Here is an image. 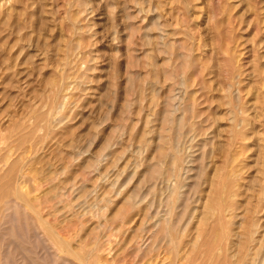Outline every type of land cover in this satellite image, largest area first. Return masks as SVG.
I'll return each mask as SVG.
<instances>
[{
    "label": "rangeland",
    "instance_id": "1",
    "mask_svg": "<svg viewBox=\"0 0 264 264\" xmlns=\"http://www.w3.org/2000/svg\"><path fill=\"white\" fill-rule=\"evenodd\" d=\"M163 142L176 144L183 161L179 197L178 192L169 197L176 183L165 165L168 158L160 157L171 153L167 146L162 148ZM0 146V187L8 183L3 186L6 192L0 188V194L5 192L9 198L0 195V206L7 201L30 203L25 214L36 223L43 214L39 221L50 223L48 227L52 224L51 229L56 227L54 231L71 251L62 254L68 261L78 264V257L85 259L92 252L89 260L98 264H120L124 254L132 257L124 256L132 264H147L148 260L149 264L153 259L152 264H210L215 255L211 232L218 222L229 235L221 242L226 240L229 247L224 242L221 248H229L235 262L244 237H248L247 261L258 248H264V0H0ZM159 168L158 179L149 176ZM33 171L38 174H31ZM165 185L168 188H161ZM36 202L42 204L37 208ZM44 202L53 210L45 203L47 210ZM13 213L16 215L8 212ZM19 222L23 223L21 235L6 241L8 264L48 259L37 235L29 229L31 222L26 224L20 218ZM166 222L171 226L168 239L158 234ZM246 226L250 235L244 231ZM155 252L160 253L157 259Z\"/></svg>",
    "mask_w": 264,
    "mask_h": 264
},
{
    "label": "bare ground",
    "instance_id": "2",
    "mask_svg": "<svg viewBox=\"0 0 264 264\" xmlns=\"http://www.w3.org/2000/svg\"><path fill=\"white\" fill-rule=\"evenodd\" d=\"M142 2V1H141ZM139 3V2H138ZM139 4H141V3H139ZM74 6V5H73ZM79 7V6H78ZM137 7H138V5H137ZM146 9V8H145ZM85 10V9H84ZM147 10V9H146ZM83 11V10H82ZM84 12V11H83ZM148 12H149V10H148ZM152 12V11H151ZM139 13V12H138ZM157 18V17H156ZM152 20V19H151ZM156 22V21H155ZM152 23H153V21H152ZM159 24V23H158ZM158 24H156V25H158ZM153 25V24H152ZM72 26V25H71ZM170 26V25H169ZM73 27V26H72ZM157 27V26H156ZM159 27V26H158ZM150 28H152L153 30H154V28L153 27H150ZM163 28H164V26H163ZM163 28H161V29H163ZM160 29V28H159ZM165 29V28H164ZM173 29V28H172ZM73 30V29H72ZM132 31H134L133 29H132ZM155 31V30H154ZM176 31H178V30H176ZM175 31V32H176ZM129 32H130V30H129ZM173 32V31H172ZM156 33V32H155ZM164 33H165V31H164ZM76 34V33H75ZM167 34V33H166ZM133 35V34H132ZM168 35V34H167ZM167 35L166 36H164V37H167ZM161 36V35H160ZM182 36V35H181ZM146 37V36H145ZM170 37H171V35H170ZM160 38V37H159ZM159 38H158V40H159ZM177 38V37H176ZM155 39V41H157L156 40V38H154ZM171 39V38H170ZM189 39V38H188ZM144 40V39H143ZM148 40H149V38H148ZM151 40V39H150ZM172 41V40H171ZM221 41H223V40H221ZM227 41V40H226ZM151 42V41H150ZM160 42V44L162 43V41H159ZM159 42H157V44L159 43ZM172 42H174V40L172 41ZM76 43V42H75ZM165 43H166V38H165ZM165 43H163V44H165ZM170 43V42H169ZM225 43V42H224ZM227 43V42H226ZM148 44V43H147ZM154 44V43H153ZM171 44V43H170ZM162 45V44H161ZM171 45H173V43L171 44ZM148 45H146V47H147ZM157 46V45H156ZM168 47V46H167ZM172 47L173 46H170V52H172ZM164 48V47H163ZM180 48V47H179ZM193 48V47H192ZM67 49V48H66ZM165 49H166V46H165ZM190 49V48H189ZM227 49V48H226ZM232 49V48H231ZM71 51V50H70ZM181 51H183V49L181 50ZM188 51V50H187ZM158 52V51H157ZM162 53H163V50H162V52H161V55H162ZM190 53V52H189ZM166 55V54H165ZM179 55V54H178ZM187 55V54H186ZM150 57V56H149ZM181 58V57H180ZM192 59V58H191ZM190 59V60H191ZM230 59H233V58H230ZM66 60H67V58H66ZM188 60V59H187ZM150 63V62H149ZM166 63V62H165ZM186 63V62H185ZM190 64V62L188 63V65ZM187 65V66H188ZM186 66V65H185ZM170 67V66H169ZM174 67H175V65H174ZM179 67H181V65L179 66ZM184 67V66H183ZM78 74V73H77ZM129 74V73H128ZM169 74V73H168ZM189 74V73H188ZM187 74V75H188ZM233 76V75H232ZM130 78V77H129ZM180 78H181V76H180ZM172 79V78H171ZM129 80V79H128ZM127 80V81H128ZM173 80V79H172ZM231 80H233V77H232V79ZM136 81V80H135ZM165 81H166V79H165ZM164 81V82H165ZM181 81V80H180ZM135 83V82H134ZM169 83V82H168ZM183 83H184V79H183ZM195 83V82H194ZM178 85V84H177ZM183 85V84H182ZM238 85V84H237ZM63 86H65V85H63ZM168 86V85H167ZM166 86V87H167ZM191 86V85H190ZM230 86V85H229ZM134 87V86H133ZM174 87V86H173ZM182 87V86H181ZM181 87H180V89H181ZM130 88V87H129ZM139 88H140V86H139ZM59 89H60V87H59ZM128 89V88H127ZM187 89V88H186ZM134 90V89H133ZM176 90V89H175ZM178 90H179V88H178ZM182 90V89H181ZM180 90V91H181ZM60 91V90H59ZM58 91V92H59ZM128 91V90H127ZM140 91V90H139ZM129 92H130V90H129ZM187 92V91H186ZM56 93V92H55ZM138 93H140V92H138ZM128 94V93H127ZM178 94V93H177ZM181 94H182V92H181ZM57 95V94H56ZM175 95V94H174ZM174 95H173V98H174ZM178 96V95H177ZM57 97H59V96H57ZM179 97H180V95H179ZM194 98V97H193ZM178 99H180L181 100V97L180 98H178ZM69 100V99H68ZM166 100H168V99H166ZM165 100V101H166ZM180 100H179V104H180ZM193 100V99H192ZM67 100H65V102H66ZM175 101V100H174ZM186 101V100H185ZM176 102H178V101H176ZM184 102V101H183ZM166 103V102H165ZM129 104V103H128ZM171 104V103H170ZM130 105V104H129ZM176 105V104H175ZM180 105H183V103L182 104H180ZM179 105V106H180ZM191 105V104H190ZM132 106V105H131ZM130 106V107H131ZM177 106V105H176ZM126 107H127V105H126ZM129 107V108H130ZM154 107H155V105H154ZM168 107V106H167ZM173 107H175V106H173ZM229 107V106H228ZM123 108V107H122ZM124 108H125V106H124ZM170 108V107H169ZM179 108V107H178ZM177 108V109H178ZM227 110H228V108H227ZM238 110V109H237ZM165 111V110H164ZM177 112H179L178 110H176ZM189 111H190V108H189ZM239 111V110H238ZM245 113V112H244ZM46 115L47 114H45V115H43V117H46ZM57 115V114H56ZM179 115V114H178ZM192 115V114H191ZM194 115V114H193ZM230 115V114H229ZM172 116V115H171ZM177 116V115H176ZM186 116V115H185ZM195 116V115H194ZM232 116V115H231ZM240 116H241V114H240ZM53 117V116H52ZM170 117V116H169ZM169 117H167V118H169ZM191 117V116H190ZM233 117H237L238 118V116H236V114L233 116ZM171 118V117H170ZM39 119V118H38ZM172 119V118H171ZM178 119V118H177ZM236 119V118H235ZM235 119H233V121H236ZM43 120V119H42ZM174 120V119H173ZM181 120V119H180ZM190 120H191V118H190ZM193 120H195V119H193ZM228 120H230V119H228ZM245 120V119H244ZM152 121V120H151ZM171 121V120H170ZM184 121H185V119H184ZM240 122V124H241V121H239ZM242 122H245V121H242ZM38 123V122H37ZM36 123V124H37ZM162 123V122H161ZM172 123H173V121H172ZM231 123V122H230ZM45 124H46V122H45ZM49 124V123H48ZM182 124V123H181ZM191 124V123H190ZM195 124V123H194ZM235 124V123H234ZM233 124V125H234ZM237 124V123H236ZM245 124V123H244ZM167 125V124H166ZM168 125H169V122H168ZM179 125V124H178ZM188 125H189V122H188ZM192 125V124H191ZM48 126V125H47ZM164 126V125H163ZM180 126H184V125H180ZM241 126V125H240ZM239 126V127H240ZM38 127V126H37ZM158 127H160V126H158ZM189 127V126H188ZM238 127V128H239ZM43 128V127H42ZM42 128H41V130H42ZM190 128V127H189ZM202 128V127H201ZM39 129V128H38ZM46 129V128H45ZM44 129V130H45ZM120 129V128H119ZM160 129V128H159ZM233 129H234V126H233ZM236 129V128H235ZM40 130V131H41ZM165 130V129H164ZM204 130V129H203ZM239 130V129H238ZM34 131H35V129H34ZM166 131H168V130H166ZM202 131V130H201ZM200 131V132H201ZM236 131V130H235ZM33 132V131H32ZM31 132V133H32ZM36 132V131H35ZM47 132H48V130H47ZM176 132H178V131H176ZM199 132V133H200ZM237 132V131H236ZM162 133V132H161ZM189 133H190V131H189ZM195 133V132H194ZM234 133V132H233ZM45 134V133H44ZM3 135V134H2ZM33 135H35V134H32V136L31 137H33ZM172 135V134H171ZM182 135H183V133H182ZM192 135V134H191ZM194 135V134H193ZM193 135L191 136V137H193ZM195 135H197V134H195ZM230 135V134H229ZM234 135H237V134H235L234 133ZM8 136H9V134H8ZM6 137H7V135H6ZM29 137V136H28ZM42 137V136H41ZM46 137V134H45V136L43 137V138H45ZM112 137V136H111ZM164 137H165V134H164ZM167 137V136H166ZM236 138H237V136H235ZM25 139V138H24ZM38 139V138H37ZM111 139V138H110ZM167 139H169V138H167ZM177 139V138H176ZM178 139H180V138H178ZM183 139V138H182ZM186 139H187V137H186ZM189 139V138H188ZM232 139H234V136H233V138ZM30 140V139H29ZM36 140V139H35ZM170 140H171V138H170ZM193 140V139H192ZM236 140V139H235ZM26 141V140H25ZM31 141V140H30ZM40 141V140H39ZM109 141H111V140H109ZM167 141V140H166ZM169 141V140H168ZM204 141V140H203ZM234 141V140H233ZM232 140H231V142H233ZM5 142H6V140H5ZM7 142H8V140H7ZM6 142V143H7ZM20 142V141H19ZM175 142H177V141H175ZM245 142V141H244ZM243 142V143H244ZM22 143V142H21ZM20 143V144H21ZM108 143V142H107ZM153 143H155V142H153ZM152 143V144H153ZM197 143V142H196ZM19 144V145H20ZM180 144H182V143H180ZM179 144V145H180ZM193 144V143H192ZM227 144V143H226ZM3 145V144H2ZM7 145H8V143H7ZM34 145H35V143H34ZM106 145V144H105ZM173 144H171V142H166V143H164L163 142V144H162V148L163 147H165V146H167L168 148H170V150H171V153L170 154H167V155H164L163 153L161 154V159H164V160H166L167 158H168V160L169 161H166V163H165V165H167L168 166V171H170L171 172V175H173L174 176V179H175V181L173 182V183H176L175 184V188H173L170 192H169V197L171 198V197H173L174 195H177V192H178V197H179V191H180V189L182 188V183H181V179H180V172H182L183 170H182V163H183V161H181V157L179 156V154H180V152H179V150H178V147L177 146H175L174 145V147L172 146ZM235 145V144H234ZM9 146V145H8ZM21 146V145H20ZM36 146V145H35ZM74 146V145H73ZM109 146V145H108ZM151 146V145H150ZM5 147H6V145H5ZM17 147V146H16ZM19 147V146H18ZM99 147H101V146H99ZM105 147V146H104ZM233 147V146H232ZM231 147V148H232ZM0 148H1V146H0ZM7 148H9V147H6V149ZM84 148H86V147H84ZM112 148V147H111ZM176 148V149H175ZM237 148H239V147H237ZM5 149V150H6ZM12 149V148H11ZM15 149V148H14ZM14 149H12L13 151H14ZM17 149V151H19L18 149L19 148H16ZM191 149V148H190ZM201 149V148H200ZM87 150V149H86ZM86 150H84L85 152H86ZM215 150V149H214ZM235 150V149H234ZM16 151V150H15ZM103 151V150H102ZM101 151V152H102ZM112 151H114V150H112ZM156 151V150H155ZM157 151H159V149H157ZM188 151H189V149H188ZM203 151V150H202ZM238 151H240V150H238ZM81 152V151H80ZM84 152V153H85ZM101 152H100V154H101ZM160 152V151H159ZM164 152H165V149H164ZM228 152V151H227ZM237 152V151H236ZM19 153V152H18ZM95 153V152H94ZM78 154V153H77ZM86 154V153H85ZM97 154V153H96ZM95 154V156H97ZM99 154V155H100ZM182 154H185V153H182ZM208 154V153H207ZM230 154V153H229ZM229 154H228V156L227 157H229ZM232 154V153H231ZM240 154V153H239ZM2 155V154H1ZM23 155V154H22ZM83 155V154H82ZM5 156V155H4ZM2 157L3 159L5 158V157ZM90 156V155H89ZM8 157H10V156H8ZM12 157H14V156H12ZM16 157H18V156H16ZM24 157V156H23ZM108 157H110V156H108ZM158 157V156H157ZM180 157V158H179ZM200 157H201V155H200ZM7 158V157H6ZM29 158V157H28ZM72 158V157H71ZM202 158H203V155H202ZM205 158V157H204ZM232 158V157H231ZM239 158H240V156H239ZM11 159V158H10ZM9 159V160H10ZM22 159V158H21ZM78 159V158H77ZM91 159V158H90ZM98 159H99V157H98ZM114 159H115V157H114ZM154 159H155V157H154ZM157 159V158H156ZM191 159V158H190ZM228 159V158H227ZM226 159V160H227ZM6 160V159H5ZM5 160H4V162H5ZM17 161L19 160L20 161V157H18V159H16ZM22 160H24V158L22 159ZM27 160V159H26ZM233 160V159H232ZM237 160V159H236ZM0 161H3L2 159L0 160ZM18 161V162H19ZM72 161V160H71ZM94 161V160H93ZM150 161V160H149ZM152 161V160H151ZM159 161H161V160H159ZM158 161V162H159ZM22 161H20V163H21ZM100 162V161H99ZM113 162V161H112ZM165 162V161H164ZM169 162V163H168ZM185 162V161H184ZM9 163H10V161H9ZM27 163V162H26ZM92 163V162H91ZM114 163V162H113ZM150 163V162H149ZM148 163V164H149ZM187 163V162H186ZM204 163V162H203ZM235 163V162H234ZM1 164V163H0ZM12 164H14V163H11V165ZM23 164L24 165H26L25 163H24V161H23ZM65 164V163H64ZM94 164V163H93ZM188 164V163H187ZM199 164V163H198ZM7 165H9V164H7ZM19 165V164H18ZM28 165H32V163L31 164H28ZM73 165V164H72ZM115 165V164H114ZM163 165V164H162ZM206 165V164H205ZM13 166H16L15 164L13 165ZM12 166V167H13ZM85 166V165H84ZM167 166H165V168L167 167ZM203 166V165H202ZM227 166H228V163H227ZM1 167V166H0ZM11 167V166H10ZM26 167H27V165H26ZM51 167V166H50ZM198 167H200V166H198ZM225 168H226V166H224ZM239 167H241V166H239ZM29 168V167H28ZM84 168H86V167H84ZM98 168V167H97ZM114 168V167H113ZM147 168V167H146ZM192 168V167H191ZM202 168H204V167H202ZM237 168V167H236ZM14 169V168H13ZM13 169H9V171H13ZM18 169V168H17ZM20 169H22V168H20ZM68 169V168H67ZM163 169V168H162ZM188 169V168H187ZM227 169V168H226ZM15 170H16V168H15ZM15 170H14V172H15ZM30 171H32L31 169H29ZM28 170V171H29ZM41 170V169H40ZM39 170V171H40ZM69 170V169H68ZM118 170V169H117ZM151 170V169H150ZM166 170V169H165ZM239 169H237V171H238ZM263 170H264V168H263ZM22 171H25V169H23ZM37 171V170H36ZM56 171V170H55ZM18 172V171H17ZM17 172H16V174H17ZM20 172V171H19ZM38 172V171H37ZM37 172H35V171H33V172H31V174L33 173V174H35V173H37ZM43 172V171H42ZM13 173V172H12ZM39 173H41V172H39ZM61 173V172H60ZM101 173V172H100ZM103 173V172H102ZM147 173H148V171H147ZM150 173V172H149ZM175 173V174H174ZM184 173V172H183ZM194 173H195V171H194ZM225 173H226V170H225ZM225 173H223L224 175H225ZM239 173V172H238ZM16 174L14 175V177H16ZM28 175L30 174V173H27ZM38 174V173H37ZM55 174H57L58 175V173H55ZM62 174H64V173H62ZM83 174V173H82ZM163 174V173H162ZM196 174V173H195ZM227 174V173H226ZM230 174V173H229ZM0 175H1V173H0ZM7 176H8V174H6ZM10 177H11V172H10ZM18 175H20L19 173H18ZM26 175V174H25ZM90 175V174H89ZM106 175V174H105ZM133 175V174H132ZM169 176V177H172V176ZM228 175V174H227ZM233 175V174H232ZM41 176V175H40ZM66 176V174L63 176V177H65ZM134 176V175H133ZM150 177H157V179L160 177V168L159 169H153L152 171H151V173H150V175H149ZM263 176V175H262ZM4 177V176H3ZM6 177V176H5ZM4 177V178H5ZM26 177H27V175H26ZM37 177V176H36ZM167 177V176H166ZM230 177V176H229ZM234 177H238V176H234ZM239 177H240V174H239ZM260 177V176H259ZM2 178V177H1ZM0 178V179H1ZM2 179L4 182H7V181H9V178H6L7 179V181L5 180V179ZM17 178V177H16ZM31 178V177H30ZM33 178V177H32ZM54 178V177H53ZM79 178H81V177H79ZM183 178V177H182ZM261 178V177H260ZM11 179H12V177H11ZM34 179V178H33ZM33 179H31L30 181H32ZM38 178H36L35 179V181L37 180ZM41 179V178H40ZM58 179V178H57ZM114 179H115V177H114ZM118 179H120V178H118ZM161 179V178H160ZM173 179V180H174ZM229 179V178H228ZM14 180V179H13ZM16 180V179H15ZM14 180V181H15ZM39 180V179H38ZM44 180H45V178H44ZM51 180H53L52 178H51ZM80 180V179H79ZM87 180V179H86ZM85 180V178H84V181H86ZM107 180V179H106ZM162 180V179H161ZM166 180H167V178H166ZM224 180V179H223ZM234 180V179H233ZM262 181H264L263 179H261ZM260 180V181H261ZM43 181V180H42ZM54 182L56 181V180H53ZM52 181V182H53ZM65 181V180H64ZM152 181V180H151ZM196 181V180H195ZM194 181V182H195ZM229 181V180H228ZM16 182V181H15ZM21 182V181H20ZM22 182H23V180H22ZM27 182H28V184H29V180L27 179ZM41 182V181H40ZM44 182V181H43ZM80 182H81V180H80ZM82 182H83V180H82ZM125 182H127V181H125ZM149 182V181H148ZM156 182V181H155ZM169 182H171V181H169ZM193 182V181H192ZM232 182H235V181H232ZM33 183H35L34 181H33ZM115 183H116V181H115ZM166 183V182H165ZM172 183V184H173ZM200 183V182H199ZM223 183H224V181H223ZM255 183V182H254ZM7 184L8 183H6V186H7ZM51 184H53V183H49L48 185H50L51 186ZM73 184H74V182H73ZM82 184V183H81ZM84 184V183H83ZM82 184V185H83ZM171 184V183H170ZM186 184V183H185ZM195 184V183H194ZM13 185V183L11 184V185H9V187H11ZM110 185H112V184H110ZM141 185V184H140ZM160 185V184H159ZM222 185V184H221ZM1 186V185H0ZM4 185H2V187H0V188H3L4 189V187L6 188V186H4ZM14 186V185H13ZM16 186H17V184H16ZM29 186V185H28ZM35 186V185H34ZM37 186V185H36ZM40 186V185H39ZM49 186V187H50ZM56 186V185H55ZM84 186V185H83ZM143 186V185H142ZM165 186H167V185H165ZM173 186V185H172ZM194 186V185H193ZM223 186V185H222ZM252 186V185H251ZM264 186V185H263ZM32 187V186H31ZM38 187V186H37ZM58 187H59V185H58ZM61 187V186H60ZM59 187V188H60ZM113 187V186H112ZM111 187V188H112ZM118 187V186H117ZM155 187V186H154ZM220 187L221 186H219V189H220ZM255 187V186H254ZM8 188V187H7ZM13 187H11V189H12ZM16 188V187H15ZM34 188V187H33ZM36 188V187H35ZM120 188H121V186H120ZM152 188V187H151ZM161 188H168V186L167 187H162L161 186ZM224 188V187H223ZM262 188V187H261ZM49 189V188H48ZM47 189V190H48ZM55 188H53V190H54ZM158 189V188H157ZM160 189V188H159ZM162 189V190H163ZM234 189V188H233ZM258 189V188H257ZM5 190V189H4ZM9 191H10V188L8 189ZM7 190V191H8ZM16 191H17V188L15 189ZM15 190H13V191H15ZM35 190H37V189H35ZM60 190V189H59ZM69 190V189H68ZM87 190V189H86ZM161 190V189H160ZM224 190L226 191V189L224 188ZM260 190V189H259ZM264 190V189H263ZM262 190V191H263ZM21 191V190H20ZM58 191V190H57ZM82 191V190H81ZM135 191V190H134ZM158 191V190H157ZM219 191L220 190H218V194H217V196L219 195ZM250 190H248V192H249ZM251 191H252V189H251ZM254 191H256L255 189H254ZM2 191H0V193H1ZM5 192H6V190H5ZM4 192V194L2 193V194H0V195H6L7 196V194ZM49 192H50V190H49ZM60 192H63V190H60ZM60 192H58L59 194H60ZM74 192V191H73ZM76 192V191H75ZM85 192V191H84ZM121 192V191H120ZM144 192V191H143ZM159 192V191H158ZM224 192V191H223ZM227 192V191H226ZM233 192V191H232ZM22 193V192H21ZM55 193V191H53V193L51 194V195H53ZM119 193V192H118ZM135 193V192H134ZM137 193H138V191H137ZM167 193V192H166ZM185 193V192H184ZM195 193V192H194ZM225 193V192H224ZM230 193H231V191H230ZM237 193V192H236ZM258 193V192H257ZM262 193V192H261ZM9 194H10V192H9ZM13 195L14 194H17L16 192L15 193H12ZM50 194V193H49ZM65 194V193H64ZM83 194H86V193H83ZM117 194V193H116ZM136 194V193H135ZM163 194H164V192H163ZM186 194V193H185ZM12 195V196H13ZM29 195H30V192H29ZM119 195V194H118ZM117 195V196H118ZM147 195V194H146ZM192 195V194H191ZM232 195V194H231ZM237 195V194H236ZM6 196H5V198H4V200L6 199ZM48 196V195H47ZM47 196H46V201H47ZM58 195H56V197H54V198H58L57 197ZM62 196V198H63V200L62 201H64L65 202V200H64V195L62 194L61 195ZM61 196L59 195V197L61 198ZM69 196V195H68ZM108 196V195H107ZM116 196V197H117ZM121 196V195H120ZM166 196H168V195H166ZM187 196V195H186ZM196 196V195H195ZM233 196H234V194H233ZM14 197V196H13ZM15 197H16V195H15ZM18 197V196H17ZM82 197V196H81ZM128 197V196H127ZM169 197H168V200H169ZM235 197V196H234ZM234 197H230V198H234ZM12 198V197H11ZM30 198H31V196H30ZM37 198V200H38V196L36 197ZM35 198V199H36ZM147 198V197H146ZM184 198H185V196H184ZM214 198V197H213ZM9 198H7L6 200H8ZM17 199V198H16ZM27 199V198H26ZM34 199V200H35ZM49 199H51V198H49ZM106 199V198H105ZM108 199V198H107ZM125 199H127L126 197H125ZM160 199V198H159ZM189 199V198H188ZM215 199V198H214ZM22 200V199H21ZM29 200V199H28ZM52 200V199H51ZM50 200V202L53 204L54 202L53 201H51ZM100 200V199H99ZM98 200V201H99ZM145 200V199H144ZM216 200V199H215ZM253 200V199H252ZM259 200H261V199H259ZM2 201V200H1ZM39 201V200H38ZM177 201V200H176ZM175 201V202H176ZM212 201V200H211ZM210 201V202H211ZM225 201V200H224ZM224 201L222 200V202L224 203ZM4 202V201H3ZM24 202V201H23ZM30 202H32L31 200H30ZM40 202H41V200H40ZM113 202V201H112ZM112 202H110V203H112ZM162 202V201H161ZM174 202V201H173ZM173 202H172V204H173ZM218 202H219V200L217 201V204H218ZM258 202V201H257ZM262 203H263V201H261ZM39 203V202H38ZM46 202H44V204H45ZM50 203V204H51ZM85 203V202H84ZM114 203V202H113ZM158 203V202H157ZM2 204V203H1ZM31 204H34L33 202L31 203ZM42 204V203H41ZM40 203L39 204H37V202H36V205H37V208H38V205H41ZM47 204V203H46ZM46 204L44 205V207L48 210V208H47V206H46ZM67 204H69V203H67ZM80 204V203H79ZM108 204V203H107ZM106 204V205H107ZM145 204V203H144ZM216 204V205H217ZM220 204H221V202H220ZM219 204V205H220ZM248 204V203H247ZM258 204V203H257ZM35 205V206H36ZM47 205H49V204H47ZM57 205V204H56ZM56 205L54 204V206L56 207ZM65 205H66V202H65ZM123 205V204H122ZM153 205V204H152ZM159 205V204H158ZM161 205H162V203H161ZM215 205V204H214ZM219 205H218V207H219ZM223 205V204H222ZM221 205V206H222ZM225 205V204H224ZM240 205V204H239ZM256 205V204H255ZM255 205H254V207H255ZM43 206V205H42ZM51 205H49V207H50ZM238 206V205H237ZM257 207H259L258 205H256ZM30 208V203L28 204H26V202H24L23 203V205H21V204H17V203H15V202H13V201H7V202H5V203H3L2 204V206H0V257L3 259V264H8V262H9V259H10V248H8V246L6 245V241L8 240V238H13V237H19L20 235H21V233L23 232V231H21V229L23 230V228H21L22 226L20 225V223L21 222H19V218L20 219H22L23 220V222H26V224H27V221L28 222H31V224L29 225L30 226V228L29 229H31V230H33L34 231V233L37 235V236H35V238L37 237L38 238V240H39V242H40V244L43 246V249L45 250V253H46V256L48 257V259L46 258V257H44V259H42V260H40L41 259V257H39L40 259H38V258H35L34 259V263L35 264H75V263H73V262H71L70 260L68 261V259H66L65 257H63V255L62 254H66V253H68V249L66 248V240L64 241V239H63V237L62 238H60V236H58L59 234H58V232L56 233L55 231H54V227L55 226H53V230L50 228V227H52V224H51V226L50 227H48L49 225H50V223L48 224V226L46 225V222H40L39 220H41V216L43 215H40L39 217H40V219L38 220V222L39 223H36V222H34L33 221V219L31 218V221H30V218H28L27 216L28 215H26L25 214V211L27 210V208ZM33 207H34V205H33ZM52 208H53V206H51ZM49 208V211L51 210H53L52 208ZM66 207V206H65ZM71 206L69 205V208H70ZM122 207V206H121ZM123 207H126V206H123ZM146 207V206H145ZM185 207V206H184ZM207 207V206H206ZM239 207V206H238ZM244 207V206H243ZM250 207V206H249ZM36 208V209H37ZM43 208V207H42ZM168 209H169V207H167ZM215 208V207H214ZM225 208V207H224ZM240 208V207H239ZM34 209V212H35V208H33ZM39 209H40V207H39ZM38 209V211H40V210H42V209H40L39 210ZM68 209V208H67ZM94 209H96V208H94ZM125 209V208H124ZM127 209V208H126ZM126 209H125V211H126ZM213 209V208H212ZM250 209V208H249ZM254 209V208H253ZM259 209V208H258ZM90 210V209H89ZM127 210H129V209H127ZM156 210V209H155ZM158 210H159V208H158ZM224 210V209H223ZM230 210V209H229ZM11 211H15V213H16V215L13 213L12 214V216H10V214H8V212H11ZM32 211V210H31ZM37 211V212H38ZM43 211H44V213H45V209H43ZM49 211H47V213H49L50 214V212ZM104 211V210H103ZM117 211V210H116ZM124 211V212H125ZM160 211V210H159ZM181 211V210H180ZM226 211V210H225ZM231 211V210H230ZM255 211H256V208H255ZM259 211V210H258ZM257 211V212H258ZM22 213V215H21V213ZM42 212V211H41ZM41 212H39V214H41ZM55 212V211H54ZM84 212V211H83ZM90 212V211H89ZM119 212V211H118ZM144 212V211H143ZM154 212H156V211H154ZM168 212V211H167ZM185 212H186V210H185ZM214 213L216 212V211H213ZM212 212V213H213ZM244 212H245V210H244ZM252 212V211H251ZM32 213H33V211H32ZM43 213V212H42ZM120 213H121V211H120ZM165 212H163V216L165 215L164 214ZM209 213V212H208ZM220 213V212H219ZM232 213H233V211H232ZM247 213V212H246ZM38 214V213H37ZM38 214V215H39ZM46 214V213H45ZM48 214V215H49ZM228 214V213H227ZM238 214V213H237ZM253 214V213H252ZM258 214V213H257ZM21 217H20V216ZM50 215H52L53 216V214H52V212H51V214ZM111 215V214H110ZM109 214H108V216H110ZM124 215H126V214H124ZM167 215V214H166ZM173 215V214H172ZM193 215V214H192ZM214 215V214H213ZM239 215V214H238ZM250 215V214H249ZM18 216V217H17ZM47 216V215H46ZM83 216V215H82ZM128 216V215H127ZM215 216V215H214ZM214 216H212V217H214ZM221 216L222 215H218V217H219V219H221L222 220V218H221ZM236 216V215H235ZM250 216H252V215H250ZM17 217V218H16ZM114 217L116 218V216L114 215ZM166 217V216H165ZM173 216H171V218H172ZM180 217V216H179ZM253 217V216H252ZM258 217V216H257ZM46 218V217H45ZM48 218H50V216H48ZM47 218V219H48ZM53 218L54 217H52V219H50V221L51 220H53ZM59 218V217H58ZM108 218V217H107ZM119 218V217H118ZM124 218V217H123ZM122 218V219H123ZM162 218V217H161ZM161 218H159V219H161ZM190 218V217H189ZM216 218V217H215ZM44 219V218H43ZM148 219V218H147ZM156 219V218H155ZM162 219H164V218H162ZM169 219V218H168ZM173 219V218H172ZM171 219V220H172ZM184 219V218H183ZM186 219V218H185ZM184 219V220H185ZM243 219V218H242ZM242 219H241V223L243 222L242 221ZM261 219V218H260ZM45 220V219H44ZM43 220V221H44ZM104 220V219H103ZM107 219H105V221H106ZM154 220V219H153ZM152 220V221H153ZM218 220V219H217ZM217 220H215V221H217ZM220 220V221H221ZM233 220V219H232ZM257 220V219H256ZM42 221V220H41ZM113 221V220H112ZM111 221V222H112ZM123 221H125V220H123ZM151 221V220H150ZM177 221V220H176ZM189 221V220H188ZM219 221V220H218ZM55 220L53 221V224L54 225H57V224H59V223H57V224H55ZM88 222V221H87ZM117 222V221H116ZM118 222H122L121 220L119 221L118 220ZM170 222V221H169ZM178 222V221H177ZM230 222V221H229ZM258 222V221H257ZM74 223V222H73ZM76 223V222H75ZM113 223V222H112ZM222 223V222H221ZM220 222H218L217 224H216V226L214 227V229L212 230V235H213V241H212V248L214 249L213 251H215V255L212 257V261H211V263L210 264H242V262L243 263H245V264H264V248H262L263 246H261L260 248H258L257 249V251H255L256 253L255 254H253L252 256H250V258L246 261V258L248 257L247 256V253H248V251H247V253H246V248H245V245L247 244V243H250V241H249V239H248V237L246 236V237H244V239H243V243H244V246H243V248H241L240 250H239V256H238V260L235 262L233 259H232V257H230V252H228L229 251V245L227 244V241L226 240H224L223 241V243H221L222 242V240L224 239V238H226V235L227 236H229L228 235V231L227 230H225L223 227H222V224H221ZM10 224V225H9ZM21 224H23V223H21ZM85 224V223H84ZM109 224H111L110 223V221H109ZM152 224V223H151ZM176 224V223H175ZM245 224V223H244ZM97 225V224H96ZM101 225V224H100ZM112 225V224H111ZM110 225V226H111ZM124 225H126V224H124ZM123 225V226H124ZM169 223L168 222H166L165 223V225L164 226H162V227H160V229H159V232H158V234H160V236H162V238L163 237H167L166 239H168L170 236H169V228H171V226L169 227ZM189 225V224H188ZM203 225V224H202ZM214 225H215V223H214ZM229 225H230V223H229ZM242 225V224H241ZM241 225H240V227H241ZM257 225V224H256ZM58 226V225H57ZM80 226V225H79ZM102 226V225H101ZM105 226V225H104ZM201 226V225H200ZM243 226V225H242ZM249 226H250V224H249ZM68 227V226H67ZM85 227V226H84ZM115 227V226H114ZM235 227V226H234ZM239 227V228H240ZM245 227V226H244ZM246 227H248V226H246ZM59 228V227H58ZM98 227H96L95 228V231H96V229H97ZM105 228V227H104ZM129 228V227H128ZM239 228H238V230H239ZM256 228V227H255ZM55 229H56V227H55ZM60 229V228H59ZM63 230V233L65 234V232H64V229H65V226L62 228ZM74 229H76L75 227H74ZM80 229V228H79ZM112 229H113V227H112ZM118 229H120V228H118ZM117 229V230H118ZM124 229V228H123ZM151 229V228H150ZM154 229V228H153ZM157 229V228H156ZM240 229H242V228H240ZM258 229V228H257ZM256 229V230H257ZM58 230V229H57ZM67 230V229H66ZM68 230H70V226H69V229ZM68 230H67V232H68ZM98 230V229H97ZM104 230V229H103ZM110 230V229H109ZM122 230V229H121ZM155 230V229H154ZM178 230V229H177ZM243 230V229H242ZM253 230H254V228H253ZM73 230L71 229V232H72ZM76 231H78V230H76ZM91 231V230H90ZM125 231V230H124ZM127 231V230H126ZM245 231V233H250V231H249V227L246 229V230H244ZM244 231H243V233H244ZM255 231V230H254ZM70 232V231H69ZM79 232V231H78ZM87 232V231H86ZM97 232V231H96ZM104 232V231H103ZM107 232H110V231H107ZM106 232V233H107ZM111 232H112V230H111ZM119 232V231H118ZM139 232H141V231H139ZM156 232V231H155ZM171 232V231H170ZM177 232V231H176ZM252 232V231H251ZM56 233V234H55ZM61 233V232H60ZM80 234H81V232H79ZM94 233V232H93ZM92 233V234H93ZM142 233V232H141ZM154 233V232H153ZM152 233V234H153ZM178 233V232H177ZM241 233V232H240ZM257 233V232H256ZM69 234V233H68ZM76 234V233H75ZM91 234V233H90ZM91 234V235H92ZM103 234H105V233H103ZM103 234H101L102 235V237H103ZM120 234H121V232H120ZM124 234V233H123ZM126 234V233H125ZM124 234V235H125ZM151 234V235H152ZM23 235V234H22ZM90 235V236H91ZM94 235V234H93ZM108 235V234H107ZM106 235V236H107ZM113 235H115V234H113ZM117 235H119V233L117 234ZM138 235V234H137ZM137 235H136V237H137ZM140 235V234H139ZM138 235V236H139ZM184 235V234H183ZM235 235H237V234H235ZM250 235V234H249ZM251 235H253V234H251ZM27 236V235H26ZM90 236H88V238H91ZM141 236V235H140ZM140 236H139V238H140ZM146 236V235H145ZM150 236V235H149ZM157 236V235H156ZM232 236V235H231ZM230 236V237H231ZM241 236V235H240ZM15 237V238H16ZM23 237V236H22ZM65 237V236H64ZM67 237V236H66ZM65 237V238H66ZM86 237V236H85ZM84 237V238H85ZM111 237H112V235H111ZM118 236H116L115 238H116V240L118 239L117 238ZM151 237V236H150ZM158 237H159V235H158ZM182 237V236H181ZM235 237V236H234ZM243 237V236H242ZM242 237H241V239H242ZM253 237V236H252ZM252 237L250 238V240L252 239ZM27 238H28V236H27ZM114 237H112V239H113ZM122 238V237H121ZM138 238V237H137ZM149 238V237H148ZM161 238V239H162ZM238 238V237H237ZM21 239H23V238H21ZM32 239V238H31ZM34 239V238H33ZM73 239H75V238H73ZM85 239H87V238H85ZM93 239H95V235H94V238ZM109 239V243L112 241L110 238H108ZM154 239H156V237L154 238ZM160 239V240H161ZM172 239V238H171ZM240 239V238H239ZM101 240H102V238H101ZM100 240V241H101ZM120 240V239H119ZM129 239H127V241H128ZM139 240V239H138ZM159 240V239H158ZM160 240L158 241V242H160ZM232 240V239H231ZM260 240V239H259ZM258 240V241H259ZM22 241V240H21ZM72 241V240H71ZM85 241V240H84ZM89 241V240H88ZM94 241V240H93ZM107 241V240H106ZM131 241V240H130ZM141 241H143V240H141ZM155 241V240H154ZM230 241V240H229ZM249 241V242H248ZM261 241V240H260ZM19 242V241H18ZM91 242H92V240H91ZM102 242V241H101ZM129 242V241H128ZM136 242V241H135ZM135 242H134V244H135ZM138 242V241H137ZM136 242V243H137ZM165 242H166V245H167V241L165 240ZM168 242H169V240H168ZM224 242H226L225 243V245L227 244L228 245V249L226 250H224L223 251V249L221 248L222 247V245L224 244ZM231 242V241H230ZM32 243V242H31ZM37 243V242H36ZM77 243V242H76ZM85 243V242H84ZM118 243V245L121 243V241L119 242H117ZM140 244H141V242H139ZM171 243V242H170ZM169 243V244H170ZM176 243H177V241H176ZM208 243V242H207ZM252 243V242H251ZM260 243H263V242H260ZM26 244V243H25ZM28 244V243H27ZM79 244V243H78ZM86 244V243H85ZM84 244V245H85ZM93 244V243H92ZM92 244H91V246H92ZM97 244V243H96ZM110 244H113L112 242L110 243ZM133 244V245H134ZM152 244H154V242L152 243ZM157 244V243H156ZM230 244V243H229ZM233 244V243H232ZM232 244H230V245H232ZM237 244V243H236ZM22 245V244H21ZM35 245V244H34ZM41 245H39V246H41ZM72 245V244H71ZM74 245V244H73ZM72 245V246H73ZM105 245H106V242H105ZM114 245V244H113ZM117 245V244H116ZM127 246H128V243L126 244ZM126 245L124 246L125 248H126ZM132 245V246H133ZM139 245V244H138ZM137 245V246H138ZM161 245V244H160ZM159 245V246H160ZM176 245V244H175ZM178 245V244H177ZM205 245H206V243H205ZM258 245V244H257ZM260 245H262V244H260ZM23 246V245H22ZM72 246L70 247V248H72ZM103 246V245H102ZM101 246V248H103ZM115 246V245H114ZM136 246V245H135ZM135 246L133 247V248H135ZM159 246H157L158 247V249H160V247ZM238 246H240V245H238ZM248 246H249V244L247 245V249H249L248 248ZM253 246V245H252ZM24 247V246H23ZM22 247V248H23ZM25 247H26V245H25ZM29 247V246H28ZM67 247H68V245H67ZM107 247V246H106ZM110 247H112L111 245L108 247V248H110ZM131 247V246H130ZM150 247V246H149ZM154 247H155V245H154ZM156 247V248H157ZM167 247H168V245H167ZM171 247V246H170ZM203 247H204V245H203ZM241 247H242V245H241ZM258 247V246H257ZM75 248H76V246H75ZM100 248V249H101ZM117 248H119L118 246H117ZM151 248V247H150ZM150 248H147L148 250L150 249ZM211 248V247H210ZM240 248V247H239ZM251 248H253V247H251ZM26 249V248H25ZM29 249V248H28ZM39 249V248H38ZM77 249H78V247L75 249V251H77ZM80 249V248H79ZM123 249V248H122ZM122 249H121V252H122ZM130 249V248H129ZM129 249H127V250H129ZM152 249V248H151ZM150 249V253H151V250ZM163 249H164V247H163ZM165 249H166V247H165ZM208 249V248H207ZM30 250H33V248L31 249L30 248ZM35 250V249H34ZM40 250V249H39ZM71 250V249H70ZM107 251V253H108V249H106ZM110 250H111V248H110ZM124 250V249H123ZM153 250H155V249H153ZM171 250H172V248H171ZM235 250V249H234ZM27 251V250H26ZM73 251V250H72ZM94 251V250H93ZM100 251V250H99ZM112 251V250H111ZM115 251V250H114ZM134 251V253H135V250H133ZM162 251V250H161ZM170 251V250H169ZM25 252V251H24ZM23 252V253H24ZM69 252H71V251H69ZM98 252V251H97ZM149 252H147L148 254H149ZM153 252V251H152ZM164 252V251H163ZM251 252V251H250ZM26 253V252H25ZM29 253V252H28ZM27 253V254H28ZM89 253H91L92 254V252H89ZM104 253V255L102 256L103 258H105L104 256H105V252H103ZM102 253V250H101V255L103 254ZM106 253V254H107ZM119 253V252H118ZM134 253H132V254H134ZM154 253V252H153ZM152 253V254H153ZM156 254H158L157 252H155ZM177 253V252H176ZM210 253V252H209ZM71 254V253H70ZM86 255L85 257V259H83V258H79L78 257V264H98V262L96 261V260H89V259H91L92 258V255ZM110 254V253H109ZM109 254H107V256L109 255ZM114 254V253H113ZM116 254V253H115ZM127 254V253H126ZM152 254H151V258L150 259H153L152 257ZM160 254V253H159ZM159 254L156 256V259L158 258V256H159ZM163 254V253H162ZM165 254V253H164ZM164 254H163V257H165V256H167V255H165L164 256ZM167 254V253H166ZM112 254H110V256H111ZM142 255V254H141ZM140 255V256H141ZM78 256V255H77ZM110 256H108V257H110ZM114 258L116 257V256H114V255H112ZM111 256V257H112ZM124 256H126V258L127 257H129V259L130 258H132L131 256H127V255H123V259L121 258V260H119V259H117L116 261L119 263V261H123L122 262V264L123 263H125V264H132V263H130L131 261L129 260V262H128V258L126 259V258H124ZM135 256V255H134ZM133 256V257H134ZM161 256V255H160ZM236 256V255H235ZM98 257H100V256H98ZM135 257H137V256H135ZM113 258V259H114ZM117 258V257H116ZM119 258V257H118ZM142 258H144V257H142ZM162 258V257H161ZM161 258H160V260H161ZM102 259V258H101ZM134 259V258H133ZM163 259V258H162ZM230 259L231 260H233V261H230ZM104 260L105 259H102V261L104 262ZM119 260V261H118ZM125 260H127V262H124ZM153 260H155V259H153ZM153 260H152V262H153ZM76 261V260H75ZM93 261V262H92ZM107 260H105V262H106ZM143 261V260H142ZM141 261V262H142ZM145 261V260H144ZM159 261V260H158ZM162 261V260H161ZM167 261H168V259H167ZM121 262H120V264H121ZM145 262H147V264H148V262H149V260L148 261H145ZM152 262L151 263H149V264H152ZM166 262V261H165ZM2 263V262H1ZM110 263V262H109ZM113 264V263H112ZM117 264V263H116ZM141 264V263H140ZM144 264V263H143ZM163 264H165L164 262H163ZM169 264H171V263H169Z\"/></svg>",
    "mask_w": 264,
    "mask_h": 264
}]
</instances>
